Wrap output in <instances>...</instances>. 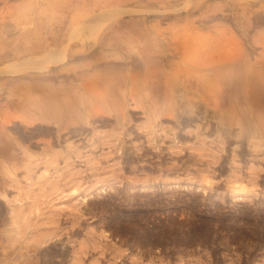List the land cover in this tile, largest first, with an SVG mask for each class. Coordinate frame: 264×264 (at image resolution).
<instances>
[{
  "label": "rangeland",
  "instance_id": "1",
  "mask_svg": "<svg viewBox=\"0 0 264 264\" xmlns=\"http://www.w3.org/2000/svg\"><path fill=\"white\" fill-rule=\"evenodd\" d=\"M263 61L264 0H0V264H264Z\"/></svg>",
  "mask_w": 264,
  "mask_h": 264
},
{
  "label": "crops",
  "instance_id": "2",
  "mask_svg": "<svg viewBox=\"0 0 264 264\" xmlns=\"http://www.w3.org/2000/svg\"><path fill=\"white\" fill-rule=\"evenodd\" d=\"M26 36V40H29V33L24 32L22 33V39H25ZM28 37V38H27ZM38 39V38H37ZM25 46V47H24ZM48 47H46V45H43L39 39L37 41H28L27 43L24 42L23 46H22V50H21V59H30V58H36L38 57L40 54L44 53L45 51H48ZM35 52L37 53L36 55H29L30 53ZM73 53H69L66 56V62H65V66L64 69L65 71L62 72H68L69 74H77V78H75V82H71V79L68 78V81L70 83L69 86H73L71 89L69 88V92H74L75 94H77V92H80L81 95H85L87 92H90V85H91V78L93 76V73L89 74L87 72H85L84 70V66L88 63V60L86 58H82L76 61H71L70 57H73L74 55H72ZM51 58H55L57 57L56 53L52 54V56H50ZM75 58V57H74ZM91 75V76H90ZM67 81V82H68ZM67 84V83H66ZM64 84V85H66ZM65 91H68V87L67 89H63ZM48 117V114H46Z\"/></svg>",
  "mask_w": 264,
  "mask_h": 264
},
{
  "label": "bare ground",
  "instance_id": "3",
  "mask_svg": "<svg viewBox=\"0 0 264 264\" xmlns=\"http://www.w3.org/2000/svg\"><path fill=\"white\" fill-rule=\"evenodd\" d=\"M199 46V45H198ZM201 50V49H200ZM211 55V54H210ZM200 56V55H199ZM198 56V57H199ZM143 57V56H142ZM212 57H213V55H212ZM194 58H196V59H192V60H190V62H188V66H189V69L190 70H199V69H204V63H202V61L200 62V60L197 58V57H194ZM200 58V57H199ZM244 60V59H243ZM146 61V60H145ZM171 61V60H170ZM264 62V61H263ZM164 64V63H163ZM157 69V68H156ZM263 74V73H262ZM214 75V74H213ZM213 75H207L206 74V77L205 76H203V79H205L204 81H205V83H206V85H207V90H208V92L210 93V95L212 96V97H214V100L215 101H217L218 99V87H217V85H218V81H217V78H215V76L213 77ZM252 76V75H251ZM250 76V77H251ZM132 77V76H131ZM173 77V76H172ZM139 79V78H138ZM152 81V80H151ZM166 81V80H165ZM263 81V80H262ZM199 82H202V77H199L198 79H197V83L199 84ZM264 82V81H263ZM167 85V84H166ZM180 87V86H179ZM220 89V88H219ZM168 90V89H167ZM222 91V90H221ZM226 91V90H225ZM170 92V91H169ZM143 93V92H142ZM193 94V93H192ZM209 95V96H210ZM145 97V96H144ZM196 97V96H195ZM229 99V98H228ZM182 101V100H181ZM237 102V101H236ZM253 104H254V102H253ZM261 104V103H260ZM258 105V104H257ZM256 105V106H257ZM126 106V105H125ZM143 106V105H142ZM163 106V105H162ZM264 106V105H263ZM94 107V106H93ZM96 107V106H95ZM260 107V106H259ZM258 107V108H259ZM262 107V106H261ZM129 108V107H128ZM213 108V107H212ZM226 108V107H225ZM231 108V107H230ZM97 109V108H96ZM123 109V108H122ZM198 109V108H197ZM201 109V108H200ZM233 109H235V108H233ZM199 110V109H198ZM214 110V109H213ZM264 110V109H263ZM161 111H162V109H161ZM196 111V110H195ZM200 111V110H199ZM205 111V110H204ZM225 111H227L226 109H225ZM234 111V110H233ZM92 112V111H91ZM100 112V111H99ZM159 112V111H158ZM193 112V111H192ZM153 113V112H152ZM198 113V112H197ZM208 113V112H207ZM218 114V113H217ZM226 114V113H225ZM125 115V114H124ZM184 115V114H183ZM191 115V114H190ZM196 115V114H195ZM198 115V114H197ZM207 115V114H206ZM231 115V114H230ZM219 116V115H218ZM16 117V116H15ZM245 118V117H244ZM5 119H6V117H5ZM70 120V119H69ZM3 121V120H2ZM8 121V120H7ZM7 121H6V123H7ZM243 121V120H242ZM4 123H5V121H4ZM264 124V123H263ZM220 128V127H219ZM233 130V129H232ZM247 130V129H246ZM261 131V130H260ZM227 132V131H226ZM256 132V131H255ZM101 201V200H100ZM152 202V201H151ZM111 203V202H110ZM96 208H97V206H96ZM118 209V208H117ZM125 210H123L121 207H120V209L118 210V212H116L114 215H115V226H116V228L117 229H119V230H122V228H123V226L125 225V224H128V221H127V219H126V216L128 215H126L125 214V212H124ZM127 211V210H126ZM137 214V213H136ZM141 214V213H140ZM131 215V214H130ZM135 215V214H134ZM113 220V219H112ZM130 220H133V219H130ZM142 220V219H141ZM127 226V225H126ZM111 227V226H110ZM220 227V226H219ZM125 230V229H124Z\"/></svg>",
  "mask_w": 264,
  "mask_h": 264
}]
</instances>
